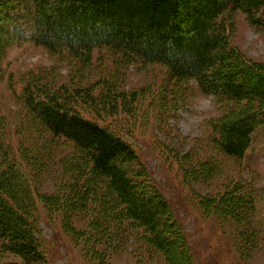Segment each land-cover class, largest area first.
Wrapping results in <instances>:
<instances>
[{
  "label": "trees",
  "instance_id": "obj_1",
  "mask_svg": "<svg viewBox=\"0 0 264 264\" xmlns=\"http://www.w3.org/2000/svg\"><path fill=\"white\" fill-rule=\"evenodd\" d=\"M14 1L0 0V62L6 45L20 37L15 17L19 8ZM29 3L33 27L29 39L35 46L75 60L79 66L90 64L95 49H106L127 64L159 66L168 78L154 93L143 89L130 95L117 93L115 82H103L99 88L95 84L83 88L77 84L58 86L49 80L51 70L29 74L20 82L16 96L20 125L38 135H47L49 144L42 149L49 152L52 142L69 144L74 155L59 163L62 174L58 193L34 195L16 158L19 155V160H27L28 154L22 150L15 153L3 141L0 120L1 254L19 260L12 264H46L36 215V203L40 202L48 216L56 215L63 231L76 242L81 241L83 247L99 237L93 236L99 228L116 232L118 227L113 230L110 226L126 224L142 241L162 252L168 264H191L182 227L170 205L151 182L137 152L105 121L120 114L128 118L139 113L142 117L148 115L149 111L141 108L146 96H150V108L166 112L167 96H179L180 84L193 80L201 93H212L219 102L236 105L212 121L210 128L214 148L225 156L242 159L250 146L251 134L264 128V65L244 58L229 40L236 12L264 32V0ZM11 25L13 32L7 27ZM38 150L31 162H40L43 157ZM46 163L30 165L42 169ZM217 168H208L204 175ZM237 187L234 185L219 199H204L200 209L218 219L245 224L254 204L250 194L237 192ZM83 216L91 218L88 231L74 230L72 220ZM85 249L88 254H97L92 248Z\"/></svg>",
  "mask_w": 264,
  "mask_h": 264
},
{
  "label": "rangeland",
  "instance_id": "obj_2",
  "mask_svg": "<svg viewBox=\"0 0 264 264\" xmlns=\"http://www.w3.org/2000/svg\"><path fill=\"white\" fill-rule=\"evenodd\" d=\"M14 3L19 8L15 17L20 37L6 45L0 62L3 141L15 153L20 150L27 152L29 159L19 160V155L16 158L20 162V172L30 181L32 193L53 196L58 193L60 186L62 166L59 163L65 157L72 159L74 152L69 144L58 142H52L48 152L42 149L45 144H49L47 135H38L20 125V106L16 99L20 82L29 74L51 70L49 80L58 86L78 85L83 88L95 84L99 88L103 82H115L117 93L130 95L143 89L154 93L161 84L167 82L168 77L159 66L127 64L106 49H95L90 64L79 66L75 60L35 46L29 39L33 34L28 15L31 4L29 0H15ZM233 21L230 45L254 64L264 65V40L248 51L249 44L259 38L251 31H245L248 43L242 45L238 34L246 30L250 23L241 12L234 14ZM7 27L11 32L14 31V26ZM169 85L171 87L172 83ZM179 88V96L173 99L170 94L167 96L166 112L150 108V96H146L141 108L149 111L148 115L142 117L139 113L134 118H128L120 114L106 119L105 123L111 124V128L137 152L151 182L170 205L182 227L191 254V264H264V128H258L251 134L250 146L242 159L225 156L213 146L210 123L226 114L230 108L235 109L236 105H226L217 99L214 106L207 103L200 98L201 91L193 80L180 84ZM194 98H199V108L207 113V118L203 127L190 137L186 134L187 129L178 121L183 109L192 108ZM195 120L196 117H193ZM37 150L43 156L40 162H47L46 168L39 169L38 165L33 168L30 165L40 163L31 162ZM47 152L50 158H47ZM49 162L53 164L49 165ZM210 167H218L219 171L204 175ZM74 173L77 174L76 171ZM79 182L82 184L83 180L79 179ZM236 184L239 188L237 192L249 193L254 204L251 217L245 224L238 225L218 219L214 214L203 213L200 203L204 199L224 197ZM36 206L46 264H168L162 252L142 241L126 224L110 226L113 230L117 226L116 232H104L106 229L99 228L97 234L93 235L99 237L93 238L83 247L81 241L76 242L63 231L56 215L48 216L40 202ZM84 217L72 220L74 230L88 231L91 218ZM114 234H117L116 237ZM85 248L87 251L92 248L97 254H88ZM12 263H19V260L1 254L0 250V264Z\"/></svg>",
  "mask_w": 264,
  "mask_h": 264
},
{
  "label": "clouds",
  "instance_id": "obj_3",
  "mask_svg": "<svg viewBox=\"0 0 264 264\" xmlns=\"http://www.w3.org/2000/svg\"><path fill=\"white\" fill-rule=\"evenodd\" d=\"M245 31H251L254 36L259 38L258 40H253L249 44L248 51H252L257 44H259L262 40H264V32L257 30L254 25L248 24L247 29L238 34V40L242 45L248 43V41L245 39ZM200 98H203L207 103L213 106L217 102L214 94L212 93H201ZM198 99L199 98H194V103L191 109L182 110L181 118L178 121V124L183 125V127L187 129L186 134L189 135L190 137L194 133L198 132L199 128L203 127L207 118V113L202 112L199 108V104L197 102ZM193 117H196L195 122L193 121Z\"/></svg>",
  "mask_w": 264,
  "mask_h": 264
}]
</instances>
